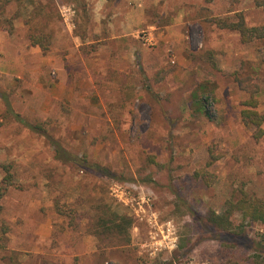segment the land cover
Masks as SVG:
<instances>
[{"label":"rangeland","instance_id":"obj_1","mask_svg":"<svg viewBox=\"0 0 264 264\" xmlns=\"http://www.w3.org/2000/svg\"><path fill=\"white\" fill-rule=\"evenodd\" d=\"M10 1L2 18L11 19L12 33L0 28V92L22 121L40 125L110 177L54 160L50 141L5 116L0 100V165L10 166L14 180L0 199V264H100L97 240L86 233L100 198L134 221L129 244L106 249L103 264H258L249 241H259L264 226L220 237L203 214L220 213L240 189L264 198V124L258 138V129L240 118L248 96L190 53L212 52L228 75L250 71L264 114V43L243 44L237 33L208 22H233L240 14L247 27L262 26L264 6L257 2L264 0H142L146 27L136 33L129 65L115 54L109 62L106 53L96 63L102 46L76 47L74 36L92 37V0ZM107 1L110 12L121 8L120 0ZM178 14L189 33L185 66L157 39ZM38 32L48 36L47 52L30 46L28 36ZM56 202L71 211L76 229L56 213ZM167 225L174 248L155 250L161 236L152 237Z\"/></svg>","mask_w":264,"mask_h":264},{"label":"trees","instance_id":"obj_2","mask_svg":"<svg viewBox=\"0 0 264 264\" xmlns=\"http://www.w3.org/2000/svg\"><path fill=\"white\" fill-rule=\"evenodd\" d=\"M19 5L28 4L33 5L34 0H13ZM10 0H0V28L5 30L8 34L12 33V22L9 18H2L4 8L9 4ZM234 3H238L239 0H232ZM257 6H264V1H258ZM210 23L214 24L219 29H225L235 32L239 35L240 41L243 44L251 43L254 41L264 43V25L247 27L243 17L238 14L236 21L228 22L224 19H209ZM30 46L39 47L43 52H47L49 49L48 36L41 32L37 34H30L28 36ZM192 61H198L204 65L206 71L210 74L219 73L224 76L232 78V82L236 85L237 89L245 93L248 98L242 103V109L240 111L241 121L246 125H252L257 128V137L263 135V131L260 127L264 124V114L257 111L259 94V86L256 79L250 74V71H244L243 69L236 71L230 75L220 71L213 59V53L210 51H204L198 55L190 53ZM197 83L194 82V85ZM206 98V97H205ZM0 100L4 106L5 116L11 115L16 121L25 125L26 128L32 132L42 135L50 141L53 146L54 160L62 163L63 165H70L79 169L91 170L98 174L110 177L108 170L101 168L99 165H93L87 161L84 157L73 155L63 149L57 141H54L51 136L46 135L45 129L40 125L28 124L20 119V116L13 110L8 97L0 92ZM203 98L199 97L198 101H202ZM204 111V107L201 106ZM205 112V111H204ZM0 169L3 171L4 176L0 181V199L14 186L13 174L9 165L2 164ZM264 173V169H263ZM55 211L60 216L71 218L69 226L72 229H76L78 225H75L73 217L69 215L71 211L64 210L59 202L54 203ZM92 215L89 218L88 227L86 233L93 236L97 240V248L101 250L102 262L106 259V249L110 252L117 250L124 246H127L130 242L129 231L133 227V219L126 214L118 213L113 210L112 207L107 204L104 199H97L91 207ZM75 212V211H74ZM204 221L206 225L210 226L220 237L227 235L232 238L244 237L245 230L252 224H258L264 226V198H259L253 194H249L245 190H238L236 194H232L223 204L221 212L217 213L212 209H208L204 214ZM240 219L237 223L236 219ZM5 234V229H2ZM259 241L250 240L249 248L254 253L252 258L256 260L258 264H264V235L260 236ZM184 245L179 246V250H183ZM172 264V262L168 263ZM223 264H231L226 261Z\"/></svg>","mask_w":264,"mask_h":264},{"label":"crops","instance_id":"obj_3","mask_svg":"<svg viewBox=\"0 0 264 264\" xmlns=\"http://www.w3.org/2000/svg\"><path fill=\"white\" fill-rule=\"evenodd\" d=\"M92 23L93 30L91 38H84L83 36H74L76 47L79 46H93L103 47L96 50V63L103 62L98 58L100 53L108 54V61L112 59L113 54L118 60L125 62L127 65L132 64L133 55L135 51V44L137 43L136 33L146 27V16L144 13V3L142 0H120L121 8H116L110 12L107 0H92ZM106 18V16L110 15ZM182 16L178 14L172 20L170 26L165 27V32L158 34V41L165 45H169L173 50V60L177 64H188V60L184 57V43L189 39V33L184 32L185 24L182 23ZM187 25V24H186ZM147 28L153 30L154 26L150 25ZM101 30H105V34L101 35ZM104 35V37H103ZM113 43L115 48H106L103 45ZM95 51V50H94ZM133 54V55H132ZM98 55V56H97ZM120 57V59H119ZM125 68V67H124ZM123 69V68H122ZM114 67L116 71H122ZM49 226H46V229Z\"/></svg>","mask_w":264,"mask_h":264},{"label":"built area","instance_id":"obj_4","mask_svg":"<svg viewBox=\"0 0 264 264\" xmlns=\"http://www.w3.org/2000/svg\"><path fill=\"white\" fill-rule=\"evenodd\" d=\"M127 202L130 203L131 206H133V204L131 203V200L130 201H127ZM127 202L125 204H128ZM139 208H140V210L138 212H140L141 214H143L144 213V210L141 209L142 207L140 205H139ZM138 212L136 214L139 217ZM147 221L152 226L156 225L154 215H151V217H149L147 219ZM171 229H172L171 226L170 225H167L166 233H164V231H159V235H158V233H156L152 237V239H155V237L161 236V239L158 240V241H156L154 243V245L156 246V249L155 250H157V248H163V249L164 248H166V249H172V248H174L173 240L170 238L171 235H172Z\"/></svg>","mask_w":264,"mask_h":264}]
</instances>
